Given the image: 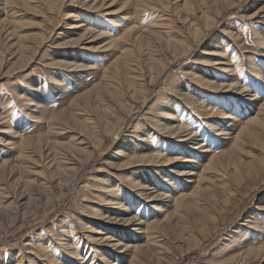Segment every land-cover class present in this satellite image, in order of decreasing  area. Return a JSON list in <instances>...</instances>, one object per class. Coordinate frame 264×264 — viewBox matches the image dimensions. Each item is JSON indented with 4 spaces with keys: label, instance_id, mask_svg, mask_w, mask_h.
Instances as JSON below:
<instances>
[{
    "label": "rangeland",
    "instance_id": "1",
    "mask_svg": "<svg viewBox=\"0 0 264 264\" xmlns=\"http://www.w3.org/2000/svg\"><path fill=\"white\" fill-rule=\"evenodd\" d=\"M26 1L37 10L33 12L20 3H0V32L12 29L17 37H26L32 48L28 65L10 75L6 71L0 75L1 164L13 162L19 156V150L9 145L12 138L18 144L37 138L49 130L53 115H69L75 110L79 117L92 115L95 120L97 116L92 113L95 98L101 95L106 103L110 100L102 85L98 86L104 71L127 50L126 54L144 66L158 49L159 42L144 32L151 25H160L158 30L162 31L165 41L183 42L189 50L174 58L171 53L175 47L164 46L153 57L170 60L164 74L153 84L146 102L138 104L125 96L122 98L132 104L133 112L125 115L120 137L106 139L82 173L77 174L71 188L62 192L65 196L54 197L48 203L40 192L41 204L36 209L34 206L33 212L25 215L27 209L20 208L18 220L11 225L5 220L0 225V264H134L133 253L112 248L103 240L97 242L101 236L113 237L115 243L120 241L127 246L158 242V251H162L160 245L171 251L179 246L182 253L161 254L164 261L172 260L171 264H237L236 260H230L264 247V131L252 124L256 117L264 121V0H162V3L149 0V4L156 5L153 8L135 7L129 4L131 0H116L110 7L112 0L107 4L112 11L128 4L113 15L106 14L107 6H94L92 0L87 3L60 0L55 9H50L44 0ZM67 13L74 17L66 19ZM204 13L214 16L213 25L196 21ZM188 22L203 27L195 40ZM133 27L140 32L123 38L120 44L110 45L109 42L122 38ZM84 28L91 29L93 34L78 45L64 44L77 39ZM97 33L103 36L96 37ZM40 34L44 37H37ZM13 41L17 44L21 40ZM19 50L11 49L8 40L0 43L6 65L18 61L12 53ZM65 62L87 68L79 71L64 68L61 64ZM204 81L223 88L207 86ZM120 82L116 80L113 84ZM165 124L172 127L179 124L192 133L188 131L176 137L161 130L160 125ZM70 125L77 130L72 122ZM8 128L15 133L5 134ZM242 131L240 146L233 149L239 137L236 136ZM67 132L59 137L62 142L74 134L71 129ZM204 150L208 152L202 153ZM155 153L169 159L186 158L188 162L158 167V163L154 165L141 159L143 155ZM214 155L230 157L228 163L240 158L241 170L237 172L228 163L217 167L220 174L214 173L215 169L207 170ZM130 157L140 159L130 167L114 166L126 165ZM245 167L257 168V172ZM176 170H191L195 175L190 179ZM225 175L229 177L225 179ZM200 178L205 180L200 184L199 195H195ZM208 178L220 179L216 182L218 185L232 186L235 195L229 198L228 204L223 205L221 190H213ZM136 182L150 189V193H159L161 200L150 202L151 198L139 193L142 189L135 187ZM109 190L132 218L143 222L142 226L110 224L97 217L100 211L108 217L124 214L103 203ZM17 192L21 196V190ZM213 193L220 200L216 207L221 210L219 213H214L217 210L209 206ZM181 195L188 197L184 206L175 202ZM21 197L26 203V195ZM156 203L159 210L155 209ZM178 207H181L179 211ZM201 208H206L203 214L216 219L206 214L200 217L196 214V217ZM161 225L166 226L164 231H147L149 227ZM92 229L101 234L90 232ZM68 244L70 250L65 248ZM43 246L51 253L52 262ZM138 256L141 260L138 264H156L148 255ZM246 264L264 262L257 259Z\"/></svg>",
    "mask_w": 264,
    "mask_h": 264
},
{
    "label": "bare ground",
    "instance_id": "2",
    "mask_svg": "<svg viewBox=\"0 0 264 264\" xmlns=\"http://www.w3.org/2000/svg\"><path fill=\"white\" fill-rule=\"evenodd\" d=\"M2 1L7 4L12 3L13 5L20 3L22 6L29 8L33 12L37 10V7L31 6L29 4L30 2L26 0H0V3H2ZM44 1L47 3L50 9H55V6H57V4L60 2V0H44ZM85 1L87 3L89 0H85ZM92 1H93L92 4L94 6L101 4V7H104V5L107 6L108 2L112 0H92ZM115 1L116 0H113V2L110 3V7ZM202 1H205V0H202ZM161 3H162V0H161ZM129 4H133L135 7H140V6H146V7L152 6V8L156 7V5L153 3L149 4V0H131V3ZM126 5L128 4H124L122 8H125ZM110 7L107 6L108 10L106 14L113 15L118 11L121 12V9H122L121 8L118 11L116 10L112 11V9H109ZM97 9L102 10V8H97ZM217 14L219 15L220 12L218 11ZM72 17H74V15H72L71 13L66 14V19L72 18ZM185 20H188V16H185ZM196 21L198 23L201 22L203 25L210 26V25H213V23L215 22V18L212 15L210 16V13L209 15L204 13L203 16L200 18H197ZM155 24L156 25H151V27L148 30L144 31L145 34L147 36L149 35L151 39L154 38L157 42H159L157 43L159 45L158 49H155V50L153 49L154 51L152 53V58H149L150 56L148 55L149 56L148 57L149 59L147 58L148 63H146L143 66L141 62L134 61L133 58L130 56V54H126L128 51L127 50L126 52H123L122 57H120L121 59L116 61L112 66L108 67V69L104 71L105 76L103 77V80L100 82L98 86L102 85L103 91H105L106 95L108 96L107 98L108 99L110 98V100H108V103H106L105 101L107 100L103 98L101 95H98L95 98V100L93 101L94 103H93V110H92L93 111L92 113L94 115L96 114L97 116L95 120L92 119L91 117L92 115L88 116L89 118L81 117V116L79 117V115L76 114L75 110L69 112V115H64L62 113L61 114L59 113L58 115H55V116L53 115L51 117L52 124L49 130L45 132L44 134L42 133L38 135L37 138H33L31 140H23L20 144H18L14 138H12V141L10 140L11 141L9 143L10 147L18 149L19 156L13 162L10 161L8 163L4 161L2 162V164L0 163V225H3L5 220H7V222H9L10 225L14 223L19 216V212L21 211L20 208H24V210L27 209L25 211V215L33 212L32 208L35 206V209H36V206H39L41 204V193L43 194V196L45 195L47 197L48 203H52L53 202L52 198L54 197L61 198L65 196V194H63L62 192L67 190L68 187L71 188L70 186L73 185L72 184L73 181H75L76 180L75 178L78 177L77 174L82 173L84 168L89 164L90 160L93 158V155L96 152V150L101 149L104 146L106 139L107 138L109 139L110 136H112L113 138L120 137L119 129L121 128L123 122L125 121V118H126L125 115L126 114L131 115L133 112L132 104L130 102L133 101L138 104L140 102H146V98L149 95L151 88L153 87V84H156V80L164 74V71L166 70L167 65H168L167 62H170V60L164 61V59L161 60V59H156L153 57L158 52L163 50L162 48L164 46L169 47L173 45L175 47L174 48L175 50L173 49L174 52L171 53L172 57L174 58L181 57L182 54H184L185 52L189 50V47L187 46V44L183 42L177 43L171 40L165 41L162 38V35H163L162 31L158 30L160 25L157 23ZM187 25L189 26V29L193 31V37H195L194 40L198 38L197 35L199 34V32L202 30L203 27H200L197 24L190 25L189 22L187 23ZM78 27L80 26L79 25L77 27L72 26V28H78ZM137 32L139 33L140 30L138 28L133 27L131 30L127 31L122 36V38L117 39L115 41H111L109 43L111 46L115 45V43L120 44L123 38L126 39L128 37H131L132 35H135ZM90 34L92 35L93 31H91V29L89 30V29L84 28V32L81 33L77 39L74 38L72 40L65 41L64 44L70 45V46L78 45L85 37H87ZM97 34H95L96 37L103 36V35H100V34L97 35ZM42 36L44 37L43 34ZM42 36L41 34L37 35V37H42ZM16 38L19 41L21 40L17 44L13 41ZM25 38L26 37L24 36L17 37L16 32L13 31L12 29H5L0 32V43L1 42L5 43V41L8 40V43L10 44L11 49L20 48L19 51H15L12 53L14 57L18 58V61L13 63L12 65L10 64L6 65L4 58H3V53L0 52V75L3 74L2 72L4 71H6L5 74L9 73L10 75L12 72L16 71L17 69L19 70L21 66L28 65V63L26 64V62L31 61V60L28 61V56L32 48L28 44V40H25ZM136 40L137 38H135V42ZM65 63L61 64V66L64 68L66 67L68 69H72L76 71L82 70L84 69V67H86L82 64H76V63H66L65 64ZM148 72H152V75L150 76L149 74V76H147ZM116 80L121 81L120 84L119 83L113 84V82H116ZM138 81H141V84H137ZM204 82L207 86L213 85L215 87H219V89L223 88L222 85H216V84L214 85L212 83H209L208 81H204ZM98 86H96L95 88H97ZM90 94L91 92L87 93L88 96H90ZM124 96L130 102H127L126 100H122ZM169 114L170 113L166 115L168 116ZM169 118L170 116H168L167 119ZM71 122L74 124L77 130H75L70 125ZM252 124L261 126L264 131V121L259 119V117H256V119L252 121ZM160 128L164 132L166 133L170 132V134L176 137L181 133L189 131L188 129H185L184 127L180 126L179 124H177L174 127L167 125V124L160 125ZM9 129L10 128L5 129L6 130L4 131L5 134L15 133V132L13 133ZM68 129H71V132H73L74 134H69V135H72L71 139L68 140L67 142L66 141L62 142L60 138L68 134L67 132ZM189 133H192V132L189 131ZM247 134L251 139H253V135L251 133H247ZM243 136H244L243 131L240 132L236 136L238 137V140L236 141L237 143L234 144L233 149L239 148L240 143H241L240 141ZM191 137L189 139H191ZM147 143H149V141ZM28 149H32V150H28ZM207 152L208 151H205V150L202 151V153H207ZM138 159L140 158L130 157L129 159L130 161L126 165H123V166L114 165V166L122 168V167H127L128 165V167H130ZM141 159H143L145 162L152 163L154 165L155 163H158L156 164L158 167H167L178 161H181L182 164L188 162V159L186 158L182 160L178 158L169 159L168 157L166 156L163 157L162 155L157 154V153H155L154 155H143L141 156ZM229 161H230V157H228V159H225L224 156L214 155L213 158L208 163L207 170L211 171L215 169L217 172H214V173L220 174L222 172H220L221 170L217 169V167L219 166L224 167V164L228 163ZM242 162L243 161L239 158L237 161H232V163H228V167L233 165L235 170L239 172L242 166L240 165V163ZM251 168L245 167L243 169H249L251 171L257 172V168L255 169L253 168L251 169ZM190 171L191 170L189 171L186 170L185 172H182V171L176 170L175 172L176 173L182 172L181 174L184 177L186 176L190 179H193V176L195 174ZM13 177L15 178L17 177L18 179L16 178L17 180L16 179L15 181L13 180L14 182L10 184L11 179ZM228 177L226 176L225 179ZM230 177L237 178L236 175H231ZM200 180L201 181H199V186H198L199 188L197 190L198 193H195V195H199V192L202 190V188L200 187V184L202 181L205 180V178H200ZM208 180L211 181V183L213 184L212 186L213 190L215 189L221 190V193L223 194V196L220 199H223V205L228 204L230 202L229 198L230 197L232 198V196L235 195V192L232 186L228 185L227 183L224 185H218L216 182L217 180H220V179L215 178L213 180V179L208 178ZM135 187L138 188L139 190L142 189L141 192L139 193L146 195L149 199L151 198L150 202H156L157 200H161L160 196L158 195L159 193L158 194L150 193V189H148L147 187L140 186V184L137 182L135 184ZM103 188L107 189L105 186H103ZM18 190H21L22 192V194H20L21 196L26 195L27 197V201L25 200L26 203H23L22 197L17 194ZM110 190L108 191L109 194L107 195V197L102 199L103 203L107 205L108 208L113 207L114 210L124 212V214L116 215L113 217L111 216L108 217L104 215L105 213L103 214L100 211L98 212L97 217L105 219L110 224L115 223V224H123L127 226L128 224L138 223L135 218L131 217L132 215L129 214L125 206L121 204L119 201H117V199L114 197L115 193L113 192L111 193ZM207 190L211 192V190L209 189ZM187 199L188 197L186 195L184 196L181 195V197H179L177 201H175L176 199L174 201L177 202V204L179 203L180 205L182 204L184 206L186 202L188 201ZM209 200H211L210 201L211 205L209 206H211L213 210L214 209L217 210V211L214 210L215 211L214 213H219L221 210L216 209V207L219 205L218 202L220 200L218 201L216 199V193H213ZM158 206L159 205L156 203L155 204L156 210H159ZM180 208L177 211H179ZM190 208H194L193 205H191ZM205 210L206 208L198 209L197 210L198 213H195V216L196 217L198 216L200 217V215L205 216L206 213L203 214ZM196 214H198V216ZM209 216H211L213 219H216V217L212 215H208L207 213L206 217L209 218ZM179 219H181V217ZM167 221L168 219L163 223H166ZM142 224L143 222L138 223V226H142ZM153 229L154 230L160 229L161 231H164L166 229V226L163 227L161 225L160 227H157V228L149 227L147 228V231H152ZM90 232H94V234H97V235L101 234L100 231L93 230V229ZM113 239H114L113 237L105 238L104 236H101V238L99 239L97 238L96 241L100 242V240H103L105 243H107L112 248L116 247L118 249H123L125 252L133 253L134 254V264H138L141 261L139 259L138 254L148 255V257L151 259V262H154L156 264H171L172 260L170 262L164 261V258L161 256V254L164 253V254L170 255V253L174 254L175 252L182 253V248L179 249V246L176 248H172V251H171L169 250L168 247L160 245L159 247L162 249V251H158V247H156V243L158 242H155L154 244L151 242L143 246H137V245L127 246V245H123L122 243H119L120 241L117 244L114 242L115 239L114 240ZM180 240L181 242L183 241L182 239ZM46 247L43 246V250L46 256L48 257V260L52 262L53 261L52 255L49 252V250H47ZM65 248L69 249V244L68 246H65ZM252 254L254 256H252ZM243 257H248V258L245 259ZM240 258L242 260L237 262V260H239ZM257 259H260L262 263L264 262V247H261L258 250L251 251L249 254H246V255L245 254L238 255L236 259L232 258L230 261L236 260L235 263L237 264H246L248 261L257 260Z\"/></svg>",
    "mask_w": 264,
    "mask_h": 264
}]
</instances>
